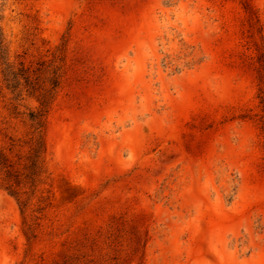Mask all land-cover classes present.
Here are the masks:
<instances>
[{
	"label": "rangeland",
	"instance_id": "rangeland-1",
	"mask_svg": "<svg viewBox=\"0 0 264 264\" xmlns=\"http://www.w3.org/2000/svg\"><path fill=\"white\" fill-rule=\"evenodd\" d=\"M263 53L264 0H0V146L39 106L7 65L60 81L0 264H264Z\"/></svg>",
	"mask_w": 264,
	"mask_h": 264
},
{
	"label": "trees",
	"instance_id": "trees-1",
	"mask_svg": "<svg viewBox=\"0 0 264 264\" xmlns=\"http://www.w3.org/2000/svg\"><path fill=\"white\" fill-rule=\"evenodd\" d=\"M259 67L260 79L264 82V53ZM43 74V72H41ZM7 87L12 91L19 88L21 84L19 76L24 79L25 86H29L27 91L36 96L39 106L36 109L29 110L23 121H28V137L25 138L23 153L14 151V139L10 146L5 148L0 146V188L13 195L22 210L29 204L31 196L39 183L42 182V176L46 171L45 157L47 153V113L55 96V90L59 86V76L54 74L50 79V86L45 85V81L40 74L36 79L35 85H31L26 70L19 69L18 72L7 65L3 72ZM32 87V91L29 88ZM261 97L264 103V90ZM18 93L17 95H19ZM15 116L20 113L13 112Z\"/></svg>",
	"mask_w": 264,
	"mask_h": 264
}]
</instances>
